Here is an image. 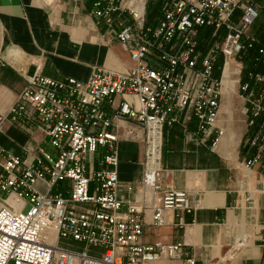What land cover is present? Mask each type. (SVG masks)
<instances>
[{"label":"built area","instance_id":"built-area-1","mask_svg":"<svg viewBox=\"0 0 264 264\" xmlns=\"http://www.w3.org/2000/svg\"><path fill=\"white\" fill-rule=\"evenodd\" d=\"M43 1L50 7L70 2L73 15L86 7L128 51L133 65L124 71L97 67L87 79L26 75L9 110L0 111V131L10 123H30L56 150L55 155L39 147L23 156L0 145V264H153L181 259V243H149L143 238L148 212L155 225L166 223L168 213L174 212L177 224L185 227L184 216L200 206L192 191L164 183L166 135L185 124L190 114L197 123L194 129L183 125L189 138L211 147L219 141L228 58L241 60L252 49L264 53L253 33L260 4ZM204 27L214 28L207 50L199 37ZM219 57L223 62L218 76ZM239 63L236 93L247 103L249 124L254 125L264 115V73H251L252 85L242 81L243 60ZM123 136L143 144V176L136 183L119 180L118 146ZM251 143L257 153L247 165L264 150V123ZM95 162L100 168L91 171ZM63 182L68 183L65 189L60 187ZM61 240L76 242L81 249L67 248Z\"/></svg>","mask_w":264,"mask_h":264},{"label":"crops","instance_id":"crops-1","mask_svg":"<svg viewBox=\"0 0 264 264\" xmlns=\"http://www.w3.org/2000/svg\"><path fill=\"white\" fill-rule=\"evenodd\" d=\"M86 5L89 8L90 1ZM72 8L70 2L50 7L43 0H0V111L9 110L26 75L87 79L97 67L124 71L133 65L128 51L106 32L104 24L95 22L86 7L78 8L74 15ZM261 72L250 70L242 81L255 85L250 74ZM237 78L234 93H222L218 125L223 133L214 147L189 138L183 125L194 129L197 123L190 114L185 124L167 132L164 183L192 191L200 206L184 216L185 227L177 224L174 212L168 213L162 225H155L152 214H146L144 241L181 243V259L153 264H191L188 259L192 258L194 264H264V150L254 164L247 165L257 153L251 139L264 123V115L249 124L247 103L236 93ZM238 119L245 122L240 129L235 128ZM227 130L240 135L233 147L222 141ZM0 145L23 156L28 149L39 147L56 155L48 138L30 123L6 125L0 131ZM118 156L119 180L139 182L143 176L142 142L123 136ZM98 168L95 162L91 171ZM60 187L65 189L68 183ZM123 194L133 196L125 190Z\"/></svg>","mask_w":264,"mask_h":264},{"label":"rangeland","instance_id":"rangeland-1","mask_svg":"<svg viewBox=\"0 0 264 264\" xmlns=\"http://www.w3.org/2000/svg\"><path fill=\"white\" fill-rule=\"evenodd\" d=\"M259 2H260L259 3L260 4V17H259L260 20H259V23L261 24L262 22H264V0H259ZM152 12H153V9H152ZM154 12H155V10H154ZM260 24H259V26H260ZM259 26H257V27L259 28ZM213 30H214L213 27H204L202 29V31H203V33L205 35V38H206V41L202 43L204 50H207L210 47L211 43H212V40H213L212 31ZM221 32H222V34L225 33L224 30H222ZM253 33L256 36L258 35L257 34L258 32H256L254 30V28H253ZM214 38L220 39L221 37H214ZM262 46L264 47V45H262ZM242 58L243 59H241V60H243L245 62L247 61V64L254 65V67L260 69L259 72H261V71H262L261 73L264 72V53H263V55H261V54H259L258 50L255 49V50H253V53L252 52H248L246 55H243ZM241 60L238 59V61L237 60L236 61L240 62ZM239 66H240V63H239ZM245 68H246V65L243 63V69H242V73H241L242 77L245 76ZM216 73H217V75H219V71H216ZM243 125H245V122L238 119L236 124H235V128L236 129L237 128L240 129V127H242ZM231 128L233 129V127H231ZM38 186H39V189L45 190V186L44 185L39 184ZM77 244L78 243L72 242V241H67V240L62 241V245L63 246H70V247H74L75 246V248H79L77 246H79L80 244L79 245H77ZM90 251L92 253H97V249H95L94 247H91Z\"/></svg>","mask_w":264,"mask_h":264},{"label":"bare ground","instance_id":"bare-ground-1","mask_svg":"<svg viewBox=\"0 0 264 264\" xmlns=\"http://www.w3.org/2000/svg\"><path fill=\"white\" fill-rule=\"evenodd\" d=\"M239 62H237L233 57L228 58L227 63L225 64L224 67V71H223V89H222V93L225 96H229L232 93H234V87H235V82H234V78L238 76L239 73ZM238 80V78H237ZM223 133V131H222ZM225 137V140H224ZM239 133L237 131H228L225 133V136L223 135V139L222 141L225 143L224 144H229L230 147H233L235 144H237V142L239 141ZM11 200L13 201V198L11 197ZM62 241L65 240H61V244ZM79 245V244H77ZM67 248H71V249H81V245H79V248H75V247H70V246H65Z\"/></svg>","mask_w":264,"mask_h":264},{"label":"trees","instance_id":"trees-1","mask_svg":"<svg viewBox=\"0 0 264 264\" xmlns=\"http://www.w3.org/2000/svg\"><path fill=\"white\" fill-rule=\"evenodd\" d=\"M259 20L260 19H258L257 20V22L255 23V25H254V30L256 31V32H258L257 34V38L259 39V41L261 42V44L262 45H264V22H262L261 24L259 23ZM259 24H260V26H259ZM257 26H259V28L257 27ZM261 29V30H260ZM199 37H200V40L202 41V43L203 42H205L206 41V38H205V35H204V33H203V31L201 30V32H200V35H199ZM253 50H255V49H252L251 51H249V52H252L253 53ZM222 62H223V59H222V57H219V61H218V67H217V70L220 68V66L222 65ZM245 65H246V68H245V75L248 73V71H250V70H253V71H260V69H258V68H256V67H254V65H249V64H247V61L245 62Z\"/></svg>","mask_w":264,"mask_h":264}]
</instances>
